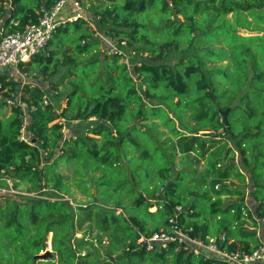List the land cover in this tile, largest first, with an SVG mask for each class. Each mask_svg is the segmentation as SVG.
<instances>
[{
    "label": "trees",
    "instance_id": "1",
    "mask_svg": "<svg viewBox=\"0 0 264 264\" xmlns=\"http://www.w3.org/2000/svg\"><path fill=\"white\" fill-rule=\"evenodd\" d=\"M14 1L0 0V37L59 0ZM108 1L58 25L44 52L19 64L47 87L0 70V185L34 193L0 194V264H229L178 239L146 246L173 229L227 251L264 250V0ZM153 9L164 22L152 29ZM72 119L88 125L66 133ZM178 155L190 167L179 169ZM71 182L86 203L65 198ZM48 233L52 253L36 257Z\"/></svg>",
    "mask_w": 264,
    "mask_h": 264
},
{
    "label": "built area",
    "instance_id": "2",
    "mask_svg": "<svg viewBox=\"0 0 264 264\" xmlns=\"http://www.w3.org/2000/svg\"><path fill=\"white\" fill-rule=\"evenodd\" d=\"M67 1L73 4L76 11L68 17H60L59 14L63 4ZM81 9L82 5L79 0H59L50 8H41L37 20H30L29 24L23 29L2 34L0 37V68H6L10 65L18 66L29 61L33 56L44 52L46 42L58 25L65 24L66 21L76 20L81 16L85 17ZM110 45L111 51H115V45L113 43H110ZM127 56L125 55V57ZM125 62H128V58ZM47 101L48 99L44 97V103H47ZM9 103L12 102L9 101ZM140 239V241H143L144 237ZM175 239L184 241L185 248L193 250L194 253H205L207 257L210 254L215 255L229 264H264V250L262 247L251 252L227 251L219 246L214 237L204 241L199 238H192L178 229H173L172 233L155 232L144 241L146 246L151 249L153 244L165 245L169 240ZM223 239L224 235L221 236V240Z\"/></svg>",
    "mask_w": 264,
    "mask_h": 264
},
{
    "label": "rangeland",
    "instance_id": "3",
    "mask_svg": "<svg viewBox=\"0 0 264 264\" xmlns=\"http://www.w3.org/2000/svg\"><path fill=\"white\" fill-rule=\"evenodd\" d=\"M107 3H109L108 0H83L82 1V12L84 13V15H86V14H90L91 15V12H88L89 8H90L89 7L90 4L104 5V4H107ZM65 7H70L71 11L73 13L75 12V9L71 5L70 1L65 2L63 4L62 9L65 8ZM228 18H230V20H232V18H233L232 14H229ZM146 19H147V23H148L149 27L152 28V29L154 27H156V26L161 25L164 22L163 18H161V13L157 9L150 10L148 15H147V17H146ZM247 19H251V17L247 16ZM90 25H92L93 28H96V31L99 32L98 34H100L104 39L106 38L103 35V32L105 31V27H103L102 25H99L98 22L96 20H94V19H93L92 22H90ZM259 25L264 27V23H260ZM238 32L240 34H243V35L256 34V33L261 34V33H263V31H261V30H247V29L241 28V27L238 28ZM102 41L105 44L103 39H102ZM220 45H222V44H217V46H220ZM127 51H129V50H127ZM127 51H126V54L128 56L123 58L124 62H125V60H127V58H130L129 55L131 53L132 54L134 53V51H131V53L128 54ZM67 67H68V65H65V66H63V69L65 70V68H67ZM63 69H61V70H63ZM5 70L9 73V75L12 78H14L16 80L34 81V82L40 83L43 86H46V87L48 86V81H49L48 77L34 76L33 72L28 71V70L24 71V70H22L21 66H19V65L18 66H15V65L7 66L5 68ZM52 78L57 80L58 79V74H55ZM61 90H63L65 92V89H63L62 86L60 88H58V91H61ZM59 103H60V106H64V104H65L64 100H60V99H59ZM61 120H63V119H61ZM64 122L66 123V126H64L63 131L65 130L66 133H68V132L75 133L76 131H79L81 129L82 130L85 129L86 126L88 125V123L83 122V121H79V120H76V119H72L70 122H68V121H64ZM133 122H137V120L134 119ZM142 123H144V122H142ZM147 123L156 125L155 128L152 130V132H153V134H157L158 136H160V139H163L168 134L167 133L168 132L167 129L164 126H162V124H160L158 120H154V121L153 120H148ZM22 137L28 139V136L26 134L25 129L22 130ZM174 162H175V165L177 167H179V169L181 167L188 168V167H190L189 165H191L189 160H185V161L182 162L181 161V157L179 155L175 156V161ZM195 167H198L199 170L202 169L203 168L202 162L198 163V165H195ZM242 170H244V169L242 168ZM233 181L235 183L241 184V182L238 179H234ZM8 182H9V187L8 188L0 185V194H8V195L11 194V195H13V196H15L17 198L21 197L23 195H33L34 194L33 192H28L27 191L26 184L23 183V182H20L19 185H17L16 187H14L12 185L13 182H12L11 179H8ZM245 183H247V185H248L246 187V189H245V192L249 193L252 190V188H251V184L252 183L247 178H246ZM90 185H92L91 182H90ZM65 198H69V200H72L73 204H76V205L84 204V203H86L85 200H87L86 196L84 194H82L81 191L79 190V188L76 185H74L72 182H71L70 187H69V194L66 195ZM245 202L248 204L249 208H251L252 210L254 209V199L252 198L251 195H247L246 196ZM155 208H156V206L154 205V206H151L149 209L150 210H154ZM77 214H79V212ZM94 233H95V231L92 234H90L89 237H92ZM76 234L78 236H80L82 234V232L78 231ZM51 236H52V234L48 233V236H47L48 242L50 241ZM140 240H139V242H141ZM105 243H106V238H104L102 244H105Z\"/></svg>",
    "mask_w": 264,
    "mask_h": 264
},
{
    "label": "water",
    "instance_id": "4",
    "mask_svg": "<svg viewBox=\"0 0 264 264\" xmlns=\"http://www.w3.org/2000/svg\"><path fill=\"white\" fill-rule=\"evenodd\" d=\"M15 1L11 0V7L14 6ZM226 114L227 112H223V121L226 123ZM201 134L203 135H211V136H217L218 132H211V131H202ZM35 139H32V141H34ZM166 186L165 189H167L170 185V180H166ZM52 253V248H51V241L47 242V248L43 253H40L38 255H36V257H41V258H47L48 256H50V254ZM109 259L113 260V256H109Z\"/></svg>",
    "mask_w": 264,
    "mask_h": 264
},
{
    "label": "crops",
    "instance_id": "5",
    "mask_svg": "<svg viewBox=\"0 0 264 264\" xmlns=\"http://www.w3.org/2000/svg\"><path fill=\"white\" fill-rule=\"evenodd\" d=\"M0 70H5V68H0Z\"/></svg>",
    "mask_w": 264,
    "mask_h": 264
}]
</instances>
